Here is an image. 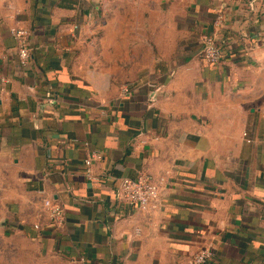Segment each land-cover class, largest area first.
<instances>
[{
  "label": "crops",
  "instance_id": "crops-1",
  "mask_svg": "<svg viewBox=\"0 0 264 264\" xmlns=\"http://www.w3.org/2000/svg\"><path fill=\"white\" fill-rule=\"evenodd\" d=\"M140 176L159 186L146 210L116 199ZM205 247L264 264V0H0V264H187Z\"/></svg>",
  "mask_w": 264,
  "mask_h": 264
},
{
  "label": "built area",
  "instance_id": "built-area-1",
  "mask_svg": "<svg viewBox=\"0 0 264 264\" xmlns=\"http://www.w3.org/2000/svg\"><path fill=\"white\" fill-rule=\"evenodd\" d=\"M237 1V0H236ZM10 35L15 43L16 56L19 67H26L30 61V48L28 43V33L23 29H13ZM223 58V50L217 40L211 35H203L200 38L199 59L209 66H218ZM147 98L152 102L159 91V85L150 82L146 85ZM122 94H128V89L123 88ZM100 159V154L92 151L83 161L85 168L84 175L89 182L95 183L98 178L93 176L90 167L93 162ZM159 193V186L152 181L151 178L140 176L134 180L121 179L116 193V199L128 207L146 210L149 208ZM44 205L48 208L50 219L54 225H62L64 223V215L62 209L45 201ZM37 229V227H34ZM212 251L210 247H205L198 251L187 264H209L212 261ZM67 264H85L83 257L72 259Z\"/></svg>",
  "mask_w": 264,
  "mask_h": 264
}]
</instances>
